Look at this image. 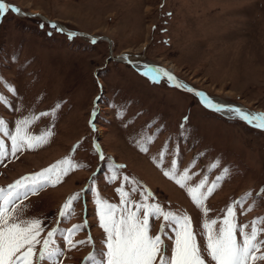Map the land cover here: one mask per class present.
Listing matches in <instances>:
<instances>
[{
	"label": "rangeland",
	"instance_id": "rangeland-1",
	"mask_svg": "<svg viewBox=\"0 0 264 264\" xmlns=\"http://www.w3.org/2000/svg\"><path fill=\"white\" fill-rule=\"evenodd\" d=\"M4 2L56 20L69 32L110 40L93 43L77 34L70 39L37 16L22 17L11 10L0 16V94L10 101L0 103V118L14 131V122L29 115V109L38 116L60 105L55 118L40 117L29 126L34 135L46 126L52 129L46 144L0 161V187L65 157L79 165L55 185L17 202L30 205L26 215L42 218L45 231L41 237L57 226L58 212L68 197L81 192L72 214L59 227L85 225L72 239L90 236L99 257L105 234L99 227L94 193L119 204L116 188L121 187L123 176L136 178L154 197L149 202L186 212L198 230L201 210L185 188L163 174L173 159L178 161V172L189 169L188 186H195L204 175L210 185L222 168L230 170L204 201L211 219L222 218L233 199L264 187V130L226 118L168 80L138 73L129 64L110 58L127 53L132 60L171 70L209 98L264 112V0ZM5 83L15 92L9 93ZM149 134L153 139L143 152L136 142ZM0 140L10 151L9 138L0 134ZM100 152L109 159L100 160ZM212 163L217 167L210 168ZM114 164L125 167L109 180ZM124 190L131 192L127 185ZM131 199L139 201L140 192L131 193ZM251 203L252 198L246 200L244 209ZM236 216L238 224L264 216V197H258L251 210L242 213L237 208ZM162 222L150 218L152 235ZM164 230L174 238L171 228ZM162 238L171 245V240ZM57 242L63 248L60 264H90L85 258L93 252L92 244L68 247L59 234Z\"/></svg>",
	"mask_w": 264,
	"mask_h": 264
},
{
	"label": "snow or ice",
	"instance_id": "snow-or-ice-1",
	"mask_svg": "<svg viewBox=\"0 0 264 264\" xmlns=\"http://www.w3.org/2000/svg\"><path fill=\"white\" fill-rule=\"evenodd\" d=\"M9 10L17 14L20 12L14 5L0 0V16ZM52 27L62 31L55 24ZM68 35L71 39L75 34ZM92 42L95 43V40ZM164 74L170 81L174 79L170 74ZM176 86L185 87L180 83ZM5 87L9 93L15 92L6 83ZM187 91L192 92L193 89L187 88ZM196 95L202 98L206 107L225 111L232 118H239L257 129L264 130V113H248L239 107L214 103L201 92H196ZM0 103L8 104L10 101L0 94ZM59 107L57 103L51 110L40 112L38 116L29 109V115L14 122V131H10L5 120L0 118V134L10 140V151L9 146L0 140V161L6 156L15 157L16 153L25 149L34 150L46 144L53 135L52 129L46 126L39 135H34L30 133L29 126L40 117L55 118ZM116 115H120L119 110ZM89 123L92 124V121ZM152 139L149 134L136 142L137 146L141 151L147 152L148 147L145 145L150 144ZM75 147L77 146L74 149ZM158 155L162 162L164 152L161 151ZM99 158L109 159L102 152L99 153ZM177 164L178 161L173 159L171 167L164 170L163 174L181 188H185L192 202L201 210L203 215L198 230L194 229L192 218L186 212L166 210L160 203L149 202L154 201L152 194L142 188L136 178L123 176L121 187L116 188L120 195L119 204L110 203L94 193L99 227L105 234L99 257L90 236L87 240L72 239L85 225L77 224L67 229L59 227L60 222L72 214L73 204L80 199L81 192L68 197L58 212L57 226L47 230L46 235L41 237V233L45 231L42 218L26 215L30 205L17 202L26 200L46 186L55 185L70 169L79 166L65 157L39 172L27 174L12 184L0 187V264H60L59 257L63 255V248L57 242L58 234L59 239L68 247L92 244L93 252L85 258L90 264H264V238H261L264 234V216L254 217L252 221L244 224H238L236 216L237 208L242 213L251 210L256 205L257 198L264 197V187L256 194L249 191L233 199L222 211V218L211 219L208 216L210 210L204 206V201L230 174V170L227 167L222 168L210 185L207 175H204L195 186H188L187 181L191 179L189 169L186 167L182 173L178 172ZM124 167L114 164L108 179H116L120 175V169ZM209 167L216 168L217 164L212 163ZM126 185L130 187V193L125 192ZM87 187L91 188L92 185ZM205 187L207 191H202ZM136 192H140L139 201L131 199V193ZM249 198H252V203L244 209V202ZM150 218L163 221L155 235L151 234ZM165 227L171 228L174 238L165 232ZM162 237L171 240V245ZM198 237L201 239L198 240Z\"/></svg>",
	"mask_w": 264,
	"mask_h": 264
},
{
	"label": "bare ground",
	"instance_id": "bare-ground-1",
	"mask_svg": "<svg viewBox=\"0 0 264 264\" xmlns=\"http://www.w3.org/2000/svg\"><path fill=\"white\" fill-rule=\"evenodd\" d=\"M6 4H10V3H7L5 2ZM13 5V4H12ZM15 6V5H14ZM16 8L20 9V12L17 14L15 13L16 15L18 16H22V17H26L23 13H27V14H38L39 17L41 20H43L44 22H46L47 19H49L48 17L40 14V13H33V12H25L23 11L21 8L15 6ZM35 17V16H33ZM57 23H59L58 21H56ZM60 27L63 28L64 30V33L66 34H73L74 32L73 31H68L67 28L65 26H63L61 23H59ZM76 33V32H75ZM87 34V33H86ZM98 37V36H96ZM84 38H88V37H84ZM89 40L93 41L92 39L88 38ZM97 41V40H95ZM110 43V40L108 41ZM115 58V61H119V62H123V63H127L129 64L134 70H136L138 73H147V74H154V75H157L159 77H162L166 80H169L168 77L164 74L165 72L162 70L164 67L163 66H160V65H157V64H153L151 62H144L142 60H137V59H130L129 58V55L127 53H123L122 55H119L117 57H114ZM130 61V63L128 62ZM165 70H168L170 73L171 70L167 69V68H164ZM175 77V76H174ZM176 78V81L177 83H180L182 85H184L185 87H182V88H191L189 87L186 83L182 82L180 79H178L177 77ZM179 89V88H178ZM181 90V89H180ZM183 91V90H182ZM200 92V91H199ZM207 96V95H206ZM208 97V96H207ZM201 98V97H200ZM209 98V97H208ZM202 99V98H201ZM211 99L214 103H219V104H222V105H230V106H234V107H239L241 109H243L244 111L248 112V113H264V112H261V111H256V110H251L249 108H247L246 106H242V105H237V104H229V103H226V102H223L221 100H218V99H215V98H209ZM200 103V101H199ZM201 104V103H200ZM202 106H204L205 108L209 109V110H212L214 112H217L221 115H223L224 117L226 118H229V119H239V118H232L229 114H227L225 111H215L213 110L212 108H209V107H206L205 105L201 104ZM253 126V125H252Z\"/></svg>",
	"mask_w": 264,
	"mask_h": 264
},
{
	"label": "water",
	"instance_id": "water-1",
	"mask_svg": "<svg viewBox=\"0 0 264 264\" xmlns=\"http://www.w3.org/2000/svg\"><path fill=\"white\" fill-rule=\"evenodd\" d=\"M8 5H12V4H8ZM23 14H24L26 17H28V18L33 17V16H39L38 14H27V13H23ZM46 23L51 24V25H52V24H55V25L57 26L58 29H62V32H64L63 28L60 27L59 23H57L56 20L47 19V20H46ZM73 34H77V35L82 36V37H88V38H90V39H92V40L105 39V40H108V41H109V38H107L106 36L92 37V36H89L88 34H86V33H84V32H78V33H75V32H74ZM110 58L113 59V60H115V58H114L112 55H110ZM128 62L130 63V61H128ZM162 70H163L164 72L170 74L172 77H174V75H173L172 73H170L168 70H165L164 68H163ZM168 81L170 82V84H172V85L175 86L176 88H179V89H181V90H183V91H185V92H189V91H187V88H182V87H177V86H176L177 81H176V78H175V77H174L173 80H171V81L168 80ZM191 89H193V91H192V92H189V93L193 94V95L198 99V101H200L201 104L205 105V104L202 102V99L200 98V96H197V95H196V92H199V91H198L197 89H195V88H191Z\"/></svg>",
	"mask_w": 264,
	"mask_h": 264
}]
</instances>
